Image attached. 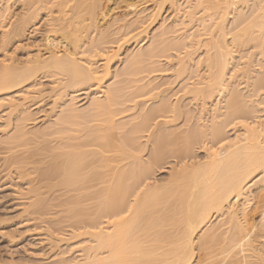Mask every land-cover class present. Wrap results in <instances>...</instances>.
Returning a JSON list of instances; mask_svg holds the SVG:
<instances>
[{
  "label": "bare ground",
  "instance_id": "1",
  "mask_svg": "<svg viewBox=\"0 0 264 264\" xmlns=\"http://www.w3.org/2000/svg\"><path fill=\"white\" fill-rule=\"evenodd\" d=\"M112 1L25 0L9 31L22 33L42 9L57 15L49 18L47 55L38 49L21 72L0 73V92L38 73L57 79L50 122L41 129L22 131L24 106L41 96L35 78L38 85L0 109L9 118L20 112L18 132L5 144L27 138L41 152L54 142L46 148L48 170L38 172L51 182L47 189L64 191L59 207L79 225L72 231H82L55 237L54 245L83 237L69 245L76 257L58 253L59 263L264 264V0H156L132 22L127 16L140 0L125 1L126 14L111 21ZM163 66L173 78L164 88L151 77ZM80 91L85 102L78 105L73 95ZM11 157L6 165L21 160ZM170 158L168 177L156 182ZM43 201L32 204L40 209Z\"/></svg>",
  "mask_w": 264,
  "mask_h": 264
},
{
  "label": "rangeland",
  "instance_id": "2",
  "mask_svg": "<svg viewBox=\"0 0 264 264\" xmlns=\"http://www.w3.org/2000/svg\"><path fill=\"white\" fill-rule=\"evenodd\" d=\"M24 1L25 0H1L0 2V73L7 68L12 70L16 68V71L21 72L22 70H19L18 68L27 66L23 63L29 57L33 58V56H36L38 49H41L39 51L43 57H46L47 55L46 52H44V44H46V39L52 34L50 30L52 27L49 26L51 25L49 20L52 17L54 19L57 15L51 17L52 14H48L47 9H42L37 17V20L28 25L22 33L16 34L9 31V29L12 30V27L10 26L16 25L25 13V8L23 6ZM125 1L137 2V0H113L106 8L107 14L110 13V17L108 16V19L112 18V21L115 19L114 17L122 18L123 14H126L127 10L124 5ZM155 2L156 0H140L139 3H136L135 14H128L127 19L132 22L138 17H144L151 11ZM161 16L162 20L167 23L169 22L172 15L171 11L168 10V7H165L162 10ZM55 23L56 22L53 21L52 24ZM159 24L156 22L151 26L149 30L150 37L156 33ZM7 31L8 33H6ZM56 35L62 43L65 42L63 41L64 39H60V34ZM43 47L44 50H42ZM128 47L130 49L133 45L130 43ZM2 63L5 65L3 64L2 66ZM163 64L165 63L162 61V65ZM118 66V63H113L112 70ZM162 70V72L155 73L151 75V77H158L154 78V83L162 84L164 88L173 80V78L171 75L172 71L169 70L167 66H163ZM41 74L39 75L38 73V75L36 74L35 77H32L35 78L37 82H40V84L38 83L39 85L31 78V83H29L30 81L28 80V82L23 83L20 86H15L8 91L0 92V103H3L10 98H15L18 94L20 95V93L24 94L28 90V87L30 88V85L32 84H37L38 87L41 86V89H39L41 96L40 94H37L40 97H35L33 95V102L31 101L24 106V108L27 107V113L25 114L27 117H25L26 119L22 121V131L25 134L29 131L32 133L37 129H41L40 127H44V124L47 125L50 122L51 115L49 114H51V111L49 109H52V105L54 104V102L52 104L53 97L56 95V92L52 93L50 87L52 85L51 83H54L57 79H54L52 75L49 76V73L48 76L46 75L47 73L45 76L44 73L42 75ZM170 87L174 89V92L179 91V85L176 83L172 84ZM85 88L86 87H83L81 90H84ZM81 92L82 91L73 95L74 97H77L76 103H78V105L85 102L83 99L84 95H78ZM179 95L181 94L179 93L178 96ZM174 98L172 97L171 99L174 101ZM189 103V100L184 98L182 104L185 106L188 105L187 109L191 110L193 107L191 106V103ZM60 105L61 104H56V108H54L59 111L61 108ZM7 111L6 107L0 109V264H60L58 261V253L61 254L62 252L70 251L72 246L75 248L74 245L79 243L83 237L72 238L68 241V243L62 242L56 243L57 246L54 245L56 238L62 237L68 240L71 232L76 235L82 232L72 231V227L77 228L79 225L72 226L74 223L69 222V218L71 216L66 214L67 206L62 205V207H59L61 202H63L66 198L63 196L64 191L59 192L56 189H53L54 191L50 188L47 189V187H49L48 184L51 182L43 179L38 172L39 170H48L50 152L46 151V148L49 149V147L52 146L51 144H54V142L51 144L49 143L50 145L45 146V148L43 146L42 149H44L41 150V152V147L37 145L38 142L28 141L27 138H25L22 143H15L17 144L15 146L14 144H5L7 143L5 141H8L7 138H10L12 134L16 132L15 124L17 125L19 123L16 120H21L20 112L12 113L9 118L6 115H9V111ZM47 117H50L49 120ZM45 120H47L46 122H49L46 123ZM10 122L11 124H9L10 126L8 127V123ZM234 131L235 130H232V127H228L226 129L227 136L232 137ZM113 134L116 133L114 132ZM27 136L29 137L30 135ZM142 141L144 142V139H142L141 142ZM197 146L198 144L194 146L195 148L193 147V153H195L196 156L199 157V159H197L200 160L203 158L202 156L204 153L202 149L199 148L200 146ZM8 149L12 151H9ZM147 154L148 153L145 152V155ZM9 155L12 156V159H14V156L15 159L21 158V160L16 164H10L9 162L6 165V162H8L6 157L7 159H10L8 158L10 157ZM173 164L174 161L171 158L168 160L166 159L161 167V170L159 169L155 172L154 180L156 182L164 181L168 177ZM54 197H59V201H56ZM37 198L41 199V202L44 200V203H42L43 205L40 203V209L37 207L39 206L36 203L37 201L33 202V200H37ZM46 201H48V204ZM32 203H36L37 206H33ZM44 204L47 206L43 208ZM30 205L32 206L30 207ZM69 245L72 246L69 247ZM211 250L212 249L207 248L205 253L211 254ZM76 255L75 251H70L65 255V257H76ZM205 256H207V254H205Z\"/></svg>",
  "mask_w": 264,
  "mask_h": 264
}]
</instances>
